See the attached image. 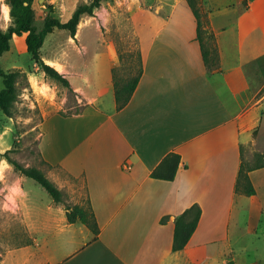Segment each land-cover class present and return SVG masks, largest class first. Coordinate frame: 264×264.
<instances>
[{"label": "crops", "instance_id": "crops-1", "mask_svg": "<svg viewBox=\"0 0 264 264\" xmlns=\"http://www.w3.org/2000/svg\"><path fill=\"white\" fill-rule=\"evenodd\" d=\"M250 3L237 0L220 9L224 17H215L204 0L219 53L218 68L211 70L202 60L186 0L159 24L138 18L142 74L121 110L114 97L113 53L97 85L82 67L57 69L66 78L71 74L80 101L71 114L48 112L41 125L45 175L62 202L22 174L3 181L7 209H0V218L10 219V233L24 234L25 241L0 251V264H177V254L191 263L189 250L228 244L237 202L245 200L250 218L264 214V167L248 174L254 195L234 190L243 150L264 153V1ZM169 153L180 156L174 180L151 178ZM193 204L201 210L197 227L185 248L173 252L175 217ZM66 205L90 206L97 235L80 222L67 223ZM110 229L123 241L105 242Z\"/></svg>", "mask_w": 264, "mask_h": 264}, {"label": "rangeland", "instance_id": "rangeland-1", "mask_svg": "<svg viewBox=\"0 0 264 264\" xmlns=\"http://www.w3.org/2000/svg\"><path fill=\"white\" fill-rule=\"evenodd\" d=\"M27 1L31 6L32 22L40 28L50 9L54 16L66 21L79 4L90 0ZM184 1L103 0L93 15H85L81 18L73 37L67 31L59 29L48 34L41 48L42 59L45 63L46 61L54 63L55 66L61 64L65 70H71L74 66L82 67L83 71L92 76L93 84L97 85L104 81L105 73L108 74L107 71L110 68L108 59L113 53L116 56V63L112 68V79L124 80L134 76L139 68L136 20L144 18L150 20L151 24H156L165 19L172 8L179 7ZM208 1L211 7L209 8L210 13L215 17H224L220 9L237 0ZM250 1L245 0L242 3L247 7L251 5ZM203 2L204 0H201L202 7ZM9 10L6 0H0V28L2 30H6L12 24ZM203 11L205 12L204 7ZM242 13L243 11L236 16ZM178 15L180 16L179 11L175 16ZM248 15L254 17V13L249 12ZM222 20L223 18H216V22ZM82 54L86 55L83 59L80 58ZM0 67L6 72L20 71L22 73L17 81L18 96L12 109V116H7L0 109V209L2 210L7 209L2 203L4 200L1 192L3 181L12 182L20 174L2 154L7 153L19 164L25 167H35L45 175L48 167L39 151L44 116L48 112H58L62 116L76 112V106L80 101L77 97L78 92L74 91L71 84L70 88H67L46 76H41L42 71L26 51L25 35L11 38L9 50L0 57ZM70 75L67 79L71 80ZM77 84L83 87V79H77ZM2 86L0 79V89ZM259 140L262 141L263 138ZM242 153L244 161L252 162L257 152L245 148ZM30 181L41 193L50 196L38 183L32 179ZM246 204L245 200L237 202L228 227L226 225L229 236L228 244L216 243L193 248L188 252L193 259L191 263L189 261L186 263V257L180 254L175 256L176 263L224 264L226 260L225 264H230L231 261L233 264H264V214L259 218H250ZM10 224V219L0 218V251L25 241L24 234L10 233L8 230ZM111 231L110 229L108 232V238L104 236L105 242L111 244L115 240L123 241L121 238L114 239L112 237L114 233ZM85 235L86 233L78 234L80 237L77 238Z\"/></svg>", "mask_w": 264, "mask_h": 264}, {"label": "trees", "instance_id": "trees-1", "mask_svg": "<svg viewBox=\"0 0 264 264\" xmlns=\"http://www.w3.org/2000/svg\"><path fill=\"white\" fill-rule=\"evenodd\" d=\"M103 0H90L87 3L79 4L70 18L66 21L60 20L52 14V10L43 19L40 28H37L32 22L31 6L27 0H6L10 10L12 24L6 29L0 28V57L10 48V40L13 36L25 35V46L27 53L36 62L44 75L58 84L70 88V82L56 68L44 62L41 56V48L45 38L55 29L67 31L71 37L76 34L77 26L85 15H93L94 11L101 5ZM192 14L196 20V40L198 41L202 60L208 69H217L219 64V53L215 42L213 31L209 27L207 14L203 11L201 0H186ZM51 8V7H50ZM139 57V54H138ZM22 73L20 71L6 72L0 67V79L2 88L0 89V109L4 114L11 117L14 103L17 100V81ZM142 74V66L139 58V68L134 76L124 80L113 79L114 97L116 109L121 110L129 102L139 78ZM243 150V149H242ZM6 161L20 174L34 180L38 183L56 203L62 202L60 190L35 167H25L16 160L11 159L7 153L2 154ZM180 156L177 153H169L159 165L150 173V177L158 180L173 181L178 166ZM264 167V153H256L252 162L244 161L241 158L236 182L235 192L245 196L254 195L255 189L249 179V172ZM67 223L80 222L86 225L90 231L97 235L98 227L91 207L83 208L77 205L65 207ZM201 210L197 204H193L188 209L175 217L174 231L171 249L173 252L181 251L185 248L192 234L194 233ZM165 218L161 219L163 223ZM230 264H233L232 261Z\"/></svg>", "mask_w": 264, "mask_h": 264}, {"label": "bare ground", "instance_id": "bare-ground-1", "mask_svg": "<svg viewBox=\"0 0 264 264\" xmlns=\"http://www.w3.org/2000/svg\"><path fill=\"white\" fill-rule=\"evenodd\" d=\"M5 12L7 14V7L6 6H5ZM49 65L54 66V68L56 67V69L64 70V67L61 64H56V66H55L54 63L49 62Z\"/></svg>", "mask_w": 264, "mask_h": 264}, {"label": "built area", "instance_id": "built-area-1", "mask_svg": "<svg viewBox=\"0 0 264 264\" xmlns=\"http://www.w3.org/2000/svg\"><path fill=\"white\" fill-rule=\"evenodd\" d=\"M241 2H245V0H240ZM124 169L125 170H128L129 169V167L128 166H124Z\"/></svg>", "mask_w": 264, "mask_h": 264}]
</instances>
